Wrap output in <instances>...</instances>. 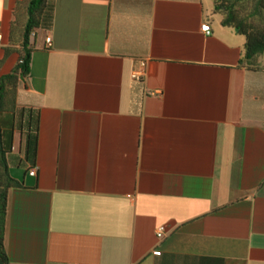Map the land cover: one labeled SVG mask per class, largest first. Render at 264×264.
I'll return each instance as SVG.
<instances>
[{"label":"crops","instance_id":"crops-1","mask_svg":"<svg viewBox=\"0 0 264 264\" xmlns=\"http://www.w3.org/2000/svg\"><path fill=\"white\" fill-rule=\"evenodd\" d=\"M28 2L0 0V78ZM214 2L48 0L1 116L20 186L0 264H264V65Z\"/></svg>","mask_w":264,"mask_h":264},{"label":"trees","instance_id":"trees-1","mask_svg":"<svg viewBox=\"0 0 264 264\" xmlns=\"http://www.w3.org/2000/svg\"><path fill=\"white\" fill-rule=\"evenodd\" d=\"M48 0H29L27 22L23 32V49L15 70L0 78V256L6 258L4 234L6 228L8 195L11 189L20 186L9 173L7 155L13 148V134L9 141L1 140V116L16 115V94L21 80L29 75L31 62V36L50 22ZM243 12L246 13L244 16ZM214 13L221 17L224 27L235 30L246 39V61L258 67L264 56V0H215ZM251 21V22H250ZM23 61V64L20 62ZM24 110H22L23 112ZM37 153V135L27 136L26 157L34 161Z\"/></svg>","mask_w":264,"mask_h":264},{"label":"built area","instance_id":"built-area-1","mask_svg":"<svg viewBox=\"0 0 264 264\" xmlns=\"http://www.w3.org/2000/svg\"><path fill=\"white\" fill-rule=\"evenodd\" d=\"M201 30H202V32L205 33L206 35H210V34H211V27H210L208 24L203 25L202 28H201ZM1 40H2V37L0 36V42H1ZM51 44H52V40H51V38H50V37L46 38V45H47L48 47H50ZM262 59H264V56L262 57ZM20 64H23V61H21ZM141 67H142V70L133 73V76H132L133 80H135V81H137V82L141 81L142 78H143V76H144V75H143V70H144V68H145V64L143 63V64L141 65ZM31 174H32V175H35V174H36V170H32V173H31ZM164 234H165V229H164V228L159 229V230L157 231V238H158V239H162V238L164 237ZM153 255H154V256H160L161 253H160V252H154Z\"/></svg>","mask_w":264,"mask_h":264},{"label":"rangeland","instance_id":"rangeland-1","mask_svg":"<svg viewBox=\"0 0 264 264\" xmlns=\"http://www.w3.org/2000/svg\"><path fill=\"white\" fill-rule=\"evenodd\" d=\"M243 13H244L243 15L246 16V13H245V12H243ZM217 18H218V19H221L220 16L217 17ZM250 22H251V21H250ZM261 63L264 65V59H261Z\"/></svg>","mask_w":264,"mask_h":264}]
</instances>
